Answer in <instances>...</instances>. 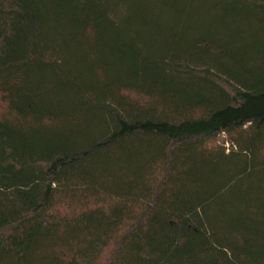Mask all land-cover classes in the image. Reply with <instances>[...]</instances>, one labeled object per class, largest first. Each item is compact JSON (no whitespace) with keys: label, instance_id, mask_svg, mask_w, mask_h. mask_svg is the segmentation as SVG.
Wrapping results in <instances>:
<instances>
[{"label":"trees","instance_id":"1","mask_svg":"<svg viewBox=\"0 0 264 264\" xmlns=\"http://www.w3.org/2000/svg\"><path fill=\"white\" fill-rule=\"evenodd\" d=\"M211 14L264 0H0V264H264V40Z\"/></svg>","mask_w":264,"mask_h":264},{"label":"rangeland","instance_id":"2","mask_svg":"<svg viewBox=\"0 0 264 264\" xmlns=\"http://www.w3.org/2000/svg\"><path fill=\"white\" fill-rule=\"evenodd\" d=\"M216 14V13H214ZM213 18H208L207 22H209L208 25L212 26L210 27L211 29H216L217 31L221 32V33H226V32H231L233 29L235 28H239L241 29L244 34L246 35V38L251 42L252 36H257V38L260 40H264V21L259 23V21H256V23H254L255 25H251L249 24L250 28L252 27V29H249L245 26L243 21H239L237 20V23L231 22L230 24H223V23H219L216 24L215 18H217L216 16H213L212 14L210 15ZM209 28V27H208ZM207 28V29H208Z\"/></svg>","mask_w":264,"mask_h":264}]
</instances>
